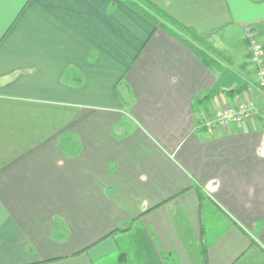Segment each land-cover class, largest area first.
Here are the masks:
<instances>
[{
  "label": "crops",
  "instance_id": "crops-1",
  "mask_svg": "<svg viewBox=\"0 0 264 264\" xmlns=\"http://www.w3.org/2000/svg\"><path fill=\"white\" fill-rule=\"evenodd\" d=\"M150 1L216 64L121 0H0V264H117L125 228L161 264H264V120L205 123L255 82L264 0Z\"/></svg>",
  "mask_w": 264,
  "mask_h": 264
},
{
  "label": "trees",
  "instance_id": "trees-1",
  "mask_svg": "<svg viewBox=\"0 0 264 264\" xmlns=\"http://www.w3.org/2000/svg\"><path fill=\"white\" fill-rule=\"evenodd\" d=\"M121 1L148 18L153 22L156 29L162 28L171 32L182 42L191 47L207 65L213 67L214 64H216L214 58L199 47L205 43L203 38H201L194 29L179 23L163 6L150 0ZM247 86V84L243 85L230 93L233 95L240 94L243 90L245 91V89H247ZM119 231L129 232L130 238L127 244L128 249L127 251L119 253V258L116 261L117 264H161L158 255H156L154 243L144 229L138 228L131 230V228H125L119 229ZM105 263L111 264L108 261H105ZM101 264H103V262H101Z\"/></svg>",
  "mask_w": 264,
  "mask_h": 264
},
{
  "label": "built area",
  "instance_id": "built-area-1",
  "mask_svg": "<svg viewBox=\"0 0 264 264\" xmlns=\"http://www.w3.org/2000/svg\"><path fill=\"white\" fill-rule=\"evenodd\" d=\"M245 39L248 42V54L254 69V83H249L243 96L235 106L223 105L217 108L212 117L205 121L207 126L215 130H224L230 124H243L254 119L264 120V108H261L255 97L258 89L264 95V43L254 28H247Z\"/></svg>",
  "mask_w": 264,
  "mask_h": 264
},
{
  "label": "rangeland",
  "instance_id": "rangeland-1",
  "mask_svg": "<svg viewBox=\"0 0 264 264\" xmlns=\"http://www.w3.org/2000/svg\"><path fill=\"white\" fill-rule=\"evenodd\" d=\"M245 32H246V31H245ZM229 40H231V39H227V40H225V41H226V42L224 43L225 46H229V45H230V44H229V43H230ZM227 41H228V42H227ZM225 46H224V49L227 51V53H229V51H228V50H230V49H228L229 47L227 48V47H225ZM200 48L202 49V47H200ZM209 54L212 55L211 53H209Z\"/></svg>",
  "mask_w": 264,
  "mask_h": 264
}]
</instances>
